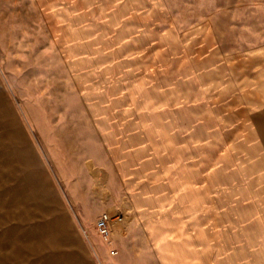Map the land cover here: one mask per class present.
Wrapping results in <instances>:
<instances>
[{"label":"rangeland","instance_id":"374dc122","mask_svg":"<svg viewBox=\"0 0 264 264\" xmlns=\"http://www.w3.org/2000/svg\"><path fill=\"white\" fill-rule=\"evenodd\" d=\"M216 194L257 260L264 0H0V264H155L172 200Z\"/></svg>","mask_w":264,"mask_h":264},{"label":"crops","instance_id":"0c3cea01","mask_svg":"<svg viewBox=\"0 0 264 264\" xmlns=\"http://www.w3.org/2000/svg\"><path fill=\"white\" fill-rule=\"evenodd\" d=\"M177 198L172 200L177 202L173 209L170 206L164 212L161 232L157 227L152 229V233L158 235L155 264H264V218L258 221L263 227V235L259 232L258 257L256 260L254 255L252 259L251 215L254 206L250 194L201 195L189 200L191 203L181 199L184 197ZM123 257L111 256L103 248L100 262L133 264L131 255V262L124 261Z\"/></svg>","mask_w":264,"mask_h":264},{"label":"built area","instance_id":"2783aa9c","mask_svg":"<svg viewBox=\"0 0 264 264\" xmlns=\"http://www.w3.org/2000/svg\"><path fill=\"white\" fill-rule=\"evenodd\" d=\"M110 216L107 213H104L100 219L95 223V228L99 234V236L106 242L107 244H112L113 242V231L109 225ZM117 254L116 251H110L111 256H115ZM111 264V263H109Z\"/></svg>","mask_w":264,"mask_h":264},{"label":"bare ground","instance_id":"6f19581e","mask_svg":"<svg viewBox=\"0 0 264 264\" xmlns=\"http://www.w3.org/2000/svg\"><path fill=\"white\" fill-rule=\"evenodd\" d=\"M117 216H118L117 214L112 215V216L110 217L109 222L113 224L115 221H119V220L122 219V217H117Z\"/></svg>","mask_w":264,"mask_h":264}]
</instances>
